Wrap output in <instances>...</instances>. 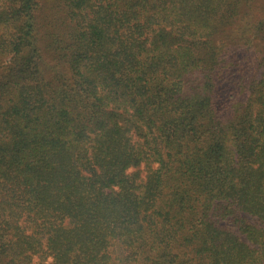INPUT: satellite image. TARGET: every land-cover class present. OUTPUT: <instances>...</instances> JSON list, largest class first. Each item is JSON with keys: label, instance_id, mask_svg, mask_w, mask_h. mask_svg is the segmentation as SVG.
<instances>
[{"label": "trees", "instance_id": "obj_1", "mask_svg": "<svg viewBox=\"0 0 264 264\" xmlns=\"http://www.w3.org/2000/svg\"><path fill=\"white\" fill-rule=\"evenodd\" d=\"M0 264H264V0H0Z\"/></svg>", "mask_w": 264, "mask_h": 264}, {"label": "rangeland", "instance_id": "obj_2", "mask_svg": "<svg viewBox=\"0 0 264 264\" xmlns=\"http://www.w3.org/2000/svg\"><path fill=\"white\" fill-rule=\"evenodd\" d=\"M46 37V33L43 32L41 34V38H40V41H41V44L44 42V39ZM44 45V44H43ZM52 58L51 57H48L47 58V62H49L51 65L53 64V62H51ZM53 61V60H52ZM148 168L144 166V164H141L140 166H137V167H134V168H131L130 171H138L139 172V175H140V178L141 180L145 179L146 176H147V173H148ZM248 217H250V215L246 214Z\"/></svg>", "mask_w": 264, "mask_h": 264}]
</instances>
